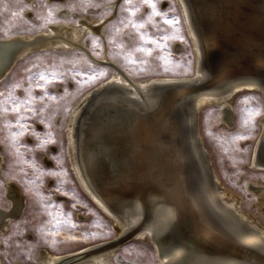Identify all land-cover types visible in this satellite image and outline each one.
Masks as SVG:
<instances>
[{"label": "bare ground", "instance_id": "6f19581e", "mask_svg": "<svg viewBox=\"0 0 264 264\" xmlns=\"http://www.w3.org/2000/svg\"><path fill=\"white\" fill-rule=\"evenodd\" d=\"M176 2L195 53L193 76L132 79L106 53H90L82 40L87 33L102 35L109 17L91 20L63 5L56 13L76 21H54L33 32L0 36V73L32 49L74 46L84 47L113 71L68 111L66 142L79 185L114 219L118 235L60 254L41 249L39 264H65L103 247L108 248L70 264H114L111 258L120 246L110 245L140 227L144 216L141 229L127 240L138 237L157 245L155 264H264V221L244 211L239 197L219 185L196 126V111L205 104L217 103L222 121L231 125L230 99L236 91L264 94V0ZM209 78L215 81L210 87L175 103L179 93ZM106 82L110 88L90 99L94 87ZM260 122L262 132L250 164L264 171V116ZM2 164L0 155V173ZM247 186L263 204L264 184L249 181ZM5 194L11 206H0V234L25 205L14 182L5 181Z\"/></svg>", "mask_w": 264, "mask_h": 264}, {"label": "rangeland", "instance_id": "374dc122", "mask_svg": "<svg viewBox=\"0 0 264 264\" xmlns=\"http://www.w3.org/2000/svg\"><path fill=\"white\" fill-rule=\"evenodd\" d=\"M114 1L0 0V36L33 32L54 21H76L75 17L56 13L58 6L63 5L78 14L87 15L91 20L109 17L104 23L102 35L91 32L85 34L82 40L90 53L96 57L106 53L132 79L195 74V53L176 0H151L156 5V11L162 15L153 16L150 20L152 9L144 0H131L128 7L135 11L134 16L121 9L123 0H118L115 9H112ZM27 11L31 12L30 16ZM112 11L115 13L112 14ZM165 17L179 20V23L169 26L164 23ZM129 19L144 23L142 31L146 38L151 36L160 40L166 37L161 41L162 46L151 42L145 44L130 27H125ZM139 46L152 48V55L135 51ZM85 48L74 46L33 52L20 60L0 81V91L4 92H8L10 85L20 84L21 87L13 88L12 94L24 99L28 95L25 90L29 88L34 97L44 95V91L36 86L35 78L29 79L30 75L57 66L63 80L50 85L47 88L49 95L43 100L34 101L37 116H31L28 109L22 110L31 119L25 121L29 132L20 138L21 155L17 157L10 145L0 143V155L3 157L0 206H11L5 194V181L14 182L20 190V183L24 180L33 181L29 187L34 192L25 196L21 191L25 198L24 208L0 234V260L3 264H15L17 261L20 264H39L36 255L41 249L60 254L118 235L114 219L84 193L67 154L68 111L86 90L107 79L113 72L108 65L91 58ZM92 76L96 77L94 81L90 79ZM40 108L44 109L42 113ZM230 108L234 112L231 125L222 121L219 105L211 103L198 109L196 126L219 185L239 197L244 211L264 221V203L260 204L258 195L247 186L249 181L264 184V171L253 169L250 164L262 132L260 119L264 116V94L256 89L238 90L230 99ZM41 117L44 122H40ZM9 119L14 122V115H10ZM245 120L249 122L245 124ZM49 133L54 143H46ZM8 135L7 130L0 132V138ZM38 136L40 139H37ZM37 144L42 146L37 148ZM131 239L116 248L111 258L114 264L158 262L155 244L138 237ZM118 254L122 255L121 260Z\"/></svg>", "mask_w": 264, "mask_h": 264}, {"label": "snow or ice", "instance_id": "6c2138e0", "mask_svg": "<svg viewBox=\"0 0 264 264\" xmlns=\"http://www.w3.org/2000/svg\"><path fill=\"white\" fill-rule=\"evenodd\" d=\"M146 4L152 9L151 13L149 14V20L153 16H159L162 15V13L156 11V5L155 3H152L151 0H144ZM131 4V0H123V3L121 4V9L126 10L129 12L130 16L135 15V11L128 7V5ZM138 10V9H136ZM51 15V12L49 13ZM164 23L169 26H175L179 23V20L176 19H168L165 17ZM125 27H130L133 30V33H135L136 36H138L141 40L145 42V44L151 42L152 44L160 47L162 46L161 41L166 39V37H162L160 40L153 39L151 36L145 37L144 32L142 31L145 27L143 22L139 21H133L129 19L128 23L125 24ZM135 51H139L144 53L147 56H151L153 53L152 48H146L144 46H139L135 48ZM134 62V61H133ZM31 73V69L28 70ZM79 75V73H78ZM37 81L36 86L41 88L44 91V95L40 97H34L31 95L30 88L26 89V93L28 94L26 98L20 99L19 97H15L12 94V90L15 87H21L20 84L16 85H10L8 92L0 91V132L7 130L9 135L4 138H0V143H6L7 145H10L14 151L15 155L19 157L20 154V138L26 133L29 132V126L26 125L25 121L31 119V116H37V110L34 106V101L39 99L43 100L45 96H48L49 93L47 92V88L54 84L55 82H63L62 80V74L58 72L57 66H52L48 69H43L39 71L38 73H35L33 75L29 76V79H33ZM75 78V77H73ZM91 80H95L96 77L92 76L90 78ZM43 82V83H40ZM23 109H28L31 112V116L27 115ZM44 111L43 108L39 109V112L42 113ZM10 115H14L15 120L9 119ZM40 122H44L43 118H40ZM249 121L245 120V124H247ZM15 128L16 130L13 131L12 129ZM32 132H35V129L32 128ZM49 139L46 143H54L53 140L50 139V133L48 134ZM37 139H40L38 136ZM46 143H44L43 147L46 148ZM42 145L37 144L36 147L40 148ZM24 147H27V145H24ZM31 150V149H29ZM34 165V161L32 162ZM13 180H16L15 177H12ZM20 183L19 181H17ZM33 183V181L24 180L22 183H20L21 191L25 196H28L30 194H34L33 190L29 187V185ZM3 187V182L0 181V189Z\"/></svg>", "mask_w": 264, "mask_h": 264}, {"label": "water", "instance_id": "95a60500", "mask_svg": "<svg viewBox=\"0 0 264 264\" xmlns=\"http://www.w3.org/2000/svg\"><path fill=\"white\" fill-rule=\"evenodd\" d=\"M42 50H46L44 48H36V49H32L30 51H27L26 53H24L21 57L17 58L14 63L5 71V72H2L0 73V81H2L9 73L10 71L13 69V67L22 59H24L25 57H27L29 54L33 53V52H36V51H42ZM96 61H100V62H105V61H102V60H99V59H94ZM118 69L120 71H123L119 66H118ZM195 75V74H194ZM211 78H209L208 80L198 84V85H193L191 87H189L187 89V91L185 92H181L179 93L176 98H175V103H179L182 99H185L188 94H191L192 92L194 91H197V90H201V89H204V88H208L210 87L215 81H210ZM219 80V79H218ZM210 81V82H209ZM110 85L111 83L109 82H106L105 84H102L101 86H96L94 87V89L91 91V93L89 94L90 96V99L92 97H95L96 95L102 93L103 91L110 88ZM197 113H198V110L196 111V119H197ZM76 128L79 129V122L76 123ZM146 221V216L142 217V220L140 221V227H138L136 230L132 231L131 233H129L128 236L124 237L123 239H120L118 242L116 243H113L112 245H110V247H114V246H119L120 244H122L125 240H127L128 238L134 236V233L137 232L138 230L141 229L142 225L144 224V222ZM105 248H108V247H103L99 250H95V251H89L88 253H86L85 255L83 256H80V257H77V258H74V259H71L70 261H68L67 263L65 264H70V263H73V262H76L78 260H80L81 258H83L84 256H87L89 254H92L94 252H99L101 250H104ZM156 248H157V245H156ZM158 249H159V246H158Z\"/></svg>", "mask_w": 264, "mask_h": 264}]
</instances>
